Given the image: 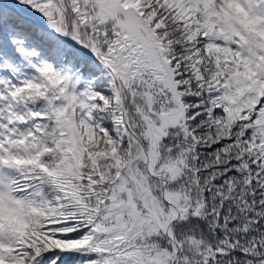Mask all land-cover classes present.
Segmentation results:
<instances>
[{
  "label": "snow or ice",
  "instance_id": "6c2138e0",
  "mask_svg": "<svg viewBox=\"0 0 264 264\" xmlns=\"http://www.w3.org/2000/svg\"><path fill=\"white\" fill-rule=\"evenodd\" d=\"M0 264H264V0H0Z\"/></svg>",
  "mask_w": 264,
  "mask_h": 264
}]
</instances>
